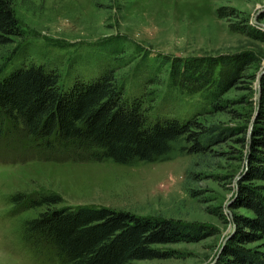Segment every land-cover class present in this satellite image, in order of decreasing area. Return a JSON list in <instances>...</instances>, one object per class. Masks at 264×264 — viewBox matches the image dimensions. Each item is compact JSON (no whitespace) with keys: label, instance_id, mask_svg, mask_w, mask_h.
<instances>
[{"label":"rangeland","instance_id":"obj_1","mask_svg":"<svg viewBox=\"0 0 264 264\" xmlns=\"http://www.w3.org/2000/svg\"><path fill=\"white\" fill-rule=\"evenodd\" d=\"M8 1L20 35L0 46V77L19 66L43 64L67 88L113 71L125 100H140L149 121L193 119L199 124L193 132L221 131L244 124L253 110L248 125L253 124L257 74L264 69V30L255 21L264 23V0ZM239 137L190 153L194 141L186 135L158 159L128 164L6 160L1 152L0 264H58L26 245L23 222L43 208L13 213L10 196L17 192L57 193L63 205L202 224L204 238L159 244L166 257L126 264L211 262L233 231V214H251L230 207L245 166ZM256 245L264 250L263 241L249 246Z\"/></svg>","mask_w":264,"mask_h":264},{"label":"trees","instance_id":"obj_2","mask_svg":"<svg viewBox=\"0 0 264 264\" xmlns=\"http://www.w3.org/2000/svg\"><path fill=\"white\" fill-rule=\"evenodd\" d=\"M19 26L11 3L0 0V46L20 35ZM59 78L56 71L35 63L0 77V146L11 150L0 147V156L6 152V160L111 159L128 164L154 161L186 135L194 141L190 153H203L213 144L240 135L239 153L247 165L239 173L230 207H242L251 214H233L235 227L212 264H264L260 245L249 246L264 243V184L258 183L264 182V73L250 137L253 110L244 124L193 132L191 127L199 125L193 119L149 121L140 100H125L113 71L88 81L76 80L67 88H62ZM10 202L13 213L43 208L24 220L22 236L34 252L58 264H126L163 258L165 252L156 245L198 241L208 235L202 224L170 217L107 206L63 205L57 193L17 192Z\"/></svg>","mask_w":264,"mask_h":264},{"label":"water","instance_id":"obj_3","mask_svg":"<svg viewBox=\"0 0 264 264\" xmlns=\"http://www.w3.org/2000/svg\"><path fill=\"white\" fill-rule=\"evenodd\" d=\"M255 23L256 24H258L259 26H261L262 27V29L264 30V23H262V22H257V21H255ZM264 73V69L263 70H261L258 74H257V109H256V113H257V110H258V104H259V93H260V78H261V75ZM251 128H252V124L249 126V130H248V137H250V132H251ZM248 148H249V144H248ZM247 165V160H245V166ZM239 178V177H238ZM226 209H228V207L226 206ZM229 214H230V212H229ZM231 215V214H230ZM234 227H235V224H234V222H233V229H234ZM232 233V232H231ZM230 233V234H231ZM230 234H228L225 238H224V241L222 242V244H221V247L219 248V250H218V253L216 254V255H218L219 254V252L221 251V249H222V247H223V245H224V243H225V241L227 240V238L230 236ZM217 257V256H216ZM216 257L211 261V262H209V263H207V264H212L214 261H215V259H216Z\"/></svg>","mask_w":264,"mask_h":264},{"label":"bare ground","instance_id":"obj_4","mask_svg":"<svg viewBox=\"0 0 264 264\" xmlns=\"http://www.w3.org/2000/svg\"><path fill=\"white\" fill-rule=\"evenodd\" d=\"M160 181V180H159ZM157 183V182H156ZM147 185V184H146Z\"/></svg>","mask_w":264,"mask_h":264}]
</instances>
